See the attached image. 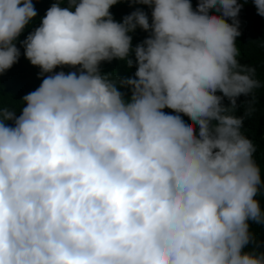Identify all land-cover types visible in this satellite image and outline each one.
Masks as SVG:
<instances>
[{
	"label": "clouds",
	"instance_id": "clouds-1",
	"mask_svg": "<svg viewBox=\"0 0 264 264\" xmlns=\"http://www.w3.org/2000/svg\"><path fill=\"white\" fill-rule=\"evenodd\" d=\"M63 2L22 42L40 86L19 116L0 106V264H264L244 251L249 221L264 225V180L241 129L264 84L239 63L242 5L131 0L150 24L140 9L116 22L122 0ZM36 15L33 0H0V74ZM137 27L150 36L133 48ZM112 60L134 77L102 74Z\"/></svg>",
	"mask_w": 264,
	"mask_h": 264
},
{
	"label": "trees",
	"instance_id": "trees-1",
	"mask_svg": "<svg viewBox=\"0 0 264 264\" xmlns=\"http://www.w3.org/2000/svg\"><path fill=\"white\" fill-rule=\"evenodd\" d=\"M56 0H33V4L37 15L34 21L25 29L23 34L19 37L17 47L20 51V57L16 64L11 69L3 74H0V106L16 110V115H20V107L22 105L23 97L37 89L42 78L40 77V69L32 66L31 63L25 58L24 48L22 42L27 36L40 26V21L45 16L46 11L55 3ZM192 8L195 11L199 0H190ZM237 3L242 5L241 11L238 14L239 32L240 36L236 38V43L240 51L238 57L241 65L252 66L256 70L255 79L264 84V17L257 14V9L252 0H237ZM62 7H67V0L61 4ZM140 9L144 11L149 18V23L152 22L151 11L152 9L146 5L133 4L131 0H122V2L110 8V13L116 22H122L123 18L130 15L132 12ZM210 15H221L215 9L209 10ZM231 24L232 20H226ZM132 47L141 44L145 39L150 36L149 32H145L139 27L132 33ZM135 60L134 53L131 57ZM78 68L63 67L56 68L55 72L64 71L65 73L77 71ZM135 63L129 68L126 63L119 60H112L111 62H102L100 71L102 74H114L117 79L125 77H134L136 72ZM121 92L125 94V98H129L131 92L127 88H121ZM217 95L222 96V93L217 92ZM256 111L251 117L245 118L241 131L253 141L256 151L254 159L262 168L261 179L264 180V87L254 90ZM252 100V96L241 95L237 98V109L234 113L237 117L245 116V106L248 101ZM224 106H230V101L224 98L222 101ZM166 112L171 113V110L165 109ZM174 114V113H173ZM12 122L10 121L9 124ZM198 131V127H197ZM260 201L261 210L264 211V195L258 196ZM250 232L255 236V244H250L244 251H251L256 248L259 252H264V225H258L249 221Z\"/></svg>",
	"mask_w": 264,
	"mask_h": 264
}]
</instances>
